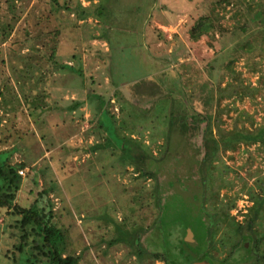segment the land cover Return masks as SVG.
<instances>
[{
    "label": "rangeland",
    "instance_id": "374dc122",
    "mask_svg": "<svg viewBox=\"0 0 264 264\" xmlns=\"http://www.w3.org/2000/svg\"><path fill=\"white\" fill-rule=\"evenodd\" d=\"M67 3L72 9L64 8ZM79 3L88 12L101 7L111 14L104 24L96 13L79 19ZM237 9L235 0H17L10 4L0 0L1 24L14 25L6 39L0 34V88H6L7 94L16 91L19 99L17 104L7 95V105H16L6 111L0 106V151L7 164H25L19 170L23 178L19 204L28 205L38 197L40 185L49 189L47 199L53 222L64 235L65 255H78L79 264H166L154 258L165 245L156 227L155 196H150L156 184L136 168L149 169L151 163H144L151 161L161 182H175L166 188L169 192L185 186L182 194L190 198L200 190L191 176H199L198 145L204 124L199 129L192 124L187 129L179 124L171 127L164 115L157 114L158 97L168 96L178 114L211 115L214 130L235 123L250 126L246 114L237 120L242 111L253 115L256 124L264 120V52L250 60L238 58L234 62L238 72L231 76L224 67L213 74L209 66L222 47V31L236 22ZM204 15L213 21L214 32L194 40L191 29ZM105 35L117 44L115 48ZM54 49L59 55L53 56ZM111 53L120 66L130 68V78L141 71L140 66L133 68L136 54L148 75L138 83L127 80L115 87ZM248 65L259 70L252 72ZM229 79L231 83H226ZM219 80L221 84L215 83ZM90 85L107 101L89 95ZM115 89L124 99L114 97ZM52 97L59 103L53 104ZM120 101L134 109L122 113ZM102 106L116 120L100 113ZM122 119L126 125L121 136L132 135L138 143L142 139L149 144L146 150L158 158L132 146L135 139L127 138L125 144L133 148L125 150L124 138L117 132ZM166 134L170 140H165ZM258 146L243 144L223 154L231 167L227 178L234 185L222 189V197L235 195L244 180L255 184L257 177L251 173L264 169V151ZM250 205L244 193L231 214L243 221ZM6 212L0 208V264H24L26 253L17 261L6 255L20 243L21 235L17 223L21 216ZM230 250L214 253L224 259ZM243 252L238 248L233 256ZM233 261L226 264H237Z\"/></svg>",
    "mask_w": 264,
    "mask_h": 264
},
{
    "label": "trees",
    "instance_id": "16d2710c",
    "mask_svg": "<svg viewBox=\"0 0 264 264\" xmlns=\"http://www.w3.org/2000/svg\"><path fill=\"white\" fill-rule=\"evenodd\" d=\"M235 1L238 9L233 18L236 22L232 23L230 29L223 27L225 30L222 31L219 38L222 47L214 61L209 64L213 74L214 71L220 72L221 67H224L225 72H228L231 76L238 72L234 66V62L238 58L244 57L250 60L255 57V54L261 55L264 52V0ZM5 2L10 4L16 3L17 0H5ZM63 5L66 9H72L68 3ZM78 7L81 9L78 11L77 17L79 19H86L91 13H96V17L102 19L101 21L104 24L107 22L104 21L105 18L108 19L109 14H111L110 9L103 11L101 7H96L90 12H88L89 8L82 6L80 3ZM55 9H59V7H55ZM1 25L3 28H1L0 34L2 37L5 36L4 39H6L13 31L14 25L11 22L2 23ZM214 29L213 21L204 15L194 24L190 34L194 40H197L202 35H208L209 33L211 35ZM136 30L141 34L143 32L137 27ZM106 31L108 32L107 28ZM106 39L112 49L116 47L117 44L111 41L109 37L106 36ZM55 52V49L52 50L53 56ZM111 55L113 59V54L111 53ZM133 56L136 60V66H133V68L136 70L137 67H141V71L136 72L135 76L137 78H130L128 76L130 68L120 66L118 60L113 59L112 64H114L113 68L116 69V72H112L111 78L115 87L125 84L127 80L138 79V83L143 80L145 75H148L144 73L147 68L138 62L136 54L133 53ZM248 67L252 72L259 70L258 67L251 65H248ZM220 80H224V74ZM220 80L215 83L221 84ZM226 83H231L230 79ZM89 92V95L93 96L94 99H101L102 101L103 98L107 101L91 85L89 86ZM120 93V90L115 89L114 97L124 99V97L119 96ZM254 94L255 92L252 93V95ZM7 95L8 97L12 95V101L19 103L16 91H9L7 94L6 88L1 86L0 106H5L4 111H6V107L16 105V103L7 105V99L9 101ZM25 99L30 100L29 96H25ZM52 99L53 104L59 103V100H54L53 97ZM93 102H90V104L94 105ZM155 103L158 110L157 114L164 115V119L171 127H175L176 124H179L181 129H187L190 124L193 125L194 129L202 127L201 124H204V127L201 128V143L198 145L197 171L199 176H191V178L197 180L196 183L201 191L196 190L190 195V198L184 197L182 194L185 186L174 192H169L166 188L175 186V182L172 180L168 183L161 182L154 170L151 169L154 166L151 161L144 163L145 166L147 163H151L150 168L147 167L149 169L143 166L136 168L141 171L143 178L150 177L154 179L156 184L154 185L156 186L154 193L152 192L150 196H155V208L158 211L156 227L159 230L161 240H165V245H162L161 251L154 253V258L163 259L166 264H192L203 260H208L211 264H226V262L229 263L232 260L237 264H264V169L259 168L251 173V175L257 177L255 184L250 185L244 180L241 190L237 191L235 195L230 196L224 193L223 197L221 196L222 189L228 191L234 185V180L227 178L231 167L223 159V154L229 151L233 152L243 144H247V146L256 144L259 145V150L264 151V120L256 124L253 115L247 111H242L237 120L240 121V117L246 114V120H250V126H239L235 123L232 128L227 129L218 126L214 130L211 115L202 116L200 113L178 114L176 106L171 107L174 103L168 96L158 97ZM119 106L122 108V113L134 109L128 103L123 104L122 101L119 102ZM185 106H187L185 103L180 105L181 110L184 111ZM38 107V105H35V108ZM169 109L171 111L167 114ZM101 112L107 113L113 120H116L107 106H102ZM99 116H97L98 121H100ZM1 121L0 114V125ZM125 123L126 120L122 119L120 124H117V132H119L120 137L124 138L123 140L121 138L124 144L127 143L128 139H135L137 142L133 143L132 146L136 145L143 148L141 151H145L150 155V158H158L151 149L150 151L146 150L149 144L143 142L142 139L138 143V140L132 135L121 136ZM170 137L171 135L166 134L165 140L167 138L170 140ZM164 144L160 147L162 153ZM125 146V150L128 152L133 148H129L126 144ZM3 155L0 151V208H5L6 213L21 216L17 220L18 225L21 227L20 243L9 249L6 255L8 257L12 256L17 261L20 254L26 253L24 264H79L80 257L78 255L64 254V235L62 230L53 222L54 212L51 209L49 199H47L49 189L40 185L38 191H36L38 197H35L28 205L19 204L18 198L23 186V178L19 174V170L25 167V164L23 162L7 164L8 158L3 157ZM166 156L167 154L164 155V157ZM262 158L264 159V155ZM244 193L248 195L252 205L247 208L244 216L245 220L239 221L235 215L231 214V210L236 207L237 200ZM188 228H191L194 232L196 244H192L185 239ZM238 248L242 249L244 254H239L236 258L233 255ZM215 250L219 252L230 250L229 256L219 259L214 253Z\"/></svg>",
    "mask_w": 264,
    "mask_h": 264
},
{
    "label": "water",
    "instance_id": "95a60500",
    "mask_svg": "<svg viewBox=\"0 0 264 264\" xmlns=\"http://www.w3.org/2000/svg\"><path fill=\"white\" fill-rule=\"evenodd\" d=\"M186 238H187V240H189L192 244H196V240H195V237H194V232L192 231L191 228H188ZM192 264H211V263H210V261H208V260H203V261H196V262H193Z\"/></svg>",
    "mask_w": 264,
    "mask_h": 264
},
{
    "label": "crops",
    "instance_id": "0c3cea01",
    "mask_svg": "<svg viewBox=\"0 0 264 264\" xmlns=\"http://www.w3.org/2000/svg\"><path fill=\"white\" fill-rule=\"evenodd\" d=\"M151 6H152V4H151ZM151 6H148V8H151ZM59 53V52H58ZM58 53H56L57 55H59ZM59 58V57H58ZM70 63V62H69ZM71 64V63H70ZM87 97V96H86ZM84 100V99H83ZM83 102V101H82ZM81 102V103H82ZM88 104H89V102H88Z\"/></svg>",
    "mask_w": 264,
    "mask_h": 264
},
{
    "label": "built area",
    "instance_id": "2783aa9c",
    "mask_svg": "<svg viewBox=\"0 0 264 264\" xmlns=\"http://www.w3.org/2000/svg\"><path fill=\"white\" fill-rule=\"evenodd\" d=\"M21 173H22V171H21Z\"/></svg>",
    "mask_w": 264,
    "mask_h": 264
}]
</instances>
